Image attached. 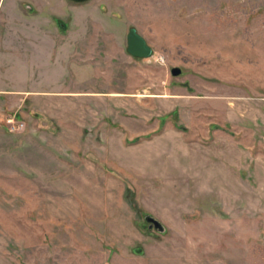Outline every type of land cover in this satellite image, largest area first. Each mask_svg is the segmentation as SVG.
<instances>
[{"label": "rangeland", "instance_id": "374dc122", "mask_svg": "<svg viewBox=\"0 0 264 264\" xmlns=\"http://www.w3.org/2000/svg\"><path fill=\"white\" fill-rule=\"evenodd\" d=\"M0 264H264V0H0Z\"/></svg>", "mask_w": 264, "mask_h": 264}, {"label": "water", "instance_id": "95a60500", "mask_svg": "<svg viewBox=\"0 0 264 264\" xmlns=\"http://www.w3.org/2000/svg\"><path fill=\"white\" fill-rule=\"evenodd\" d=\"M84 1V0H77ZM129 46L128 50L135 56H149L152 53L151 47L148 45L146 40L138 33H136L135 29H132L129 34ZM172 73L174 75H179L182 73V68L174 67L172 69Z\"/></svg>", "mask_w": 264, "mask_h": 264}, {"label": "built area", "instance_id": "2783aa9c", "mask_svg": "<svg viewBox=\"0 0 264 264\" xmlns=\"http://www.w3.org/2000/svg\"><path fill=\"white\" fill-rule=\"evenodd\" d=\"M7 125L10 130H16L17 128L22 126V124L20 123L17 124V122L15 121V118H11V117L7 120Z\"/></svg>", "mask_w": 264, "mask_h": 264}]
</instances>
